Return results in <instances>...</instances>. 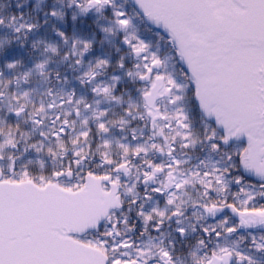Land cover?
<instances>
[{"label": "snow or ice", "instance_id": "obj_1", "mask_svg": "<svg viewBox=\"0 0 264 264\" xmlns=\"http://www.w3.org/2000/svg\"><path fill=\"white\" fill-rule=\"evenodd\" d=\"M0 264H264V0H0Z\"/></svg>", "mask_w": 264, "mask_h": 264}]
</instances>
